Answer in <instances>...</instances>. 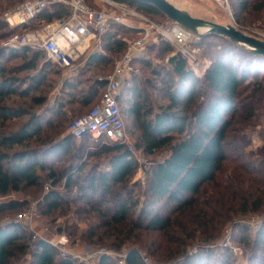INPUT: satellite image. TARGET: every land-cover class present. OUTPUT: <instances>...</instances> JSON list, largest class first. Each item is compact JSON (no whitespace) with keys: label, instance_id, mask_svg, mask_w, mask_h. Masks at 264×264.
Masks as SVG:
<instances>
[{"label":"trees","instance_id":"obj_1","mask_svg":"<svg viewBox=\"0 0 264 264\" xmlns=\"http://www.w3.org/2000/svg\"><path fill=\"white\" fill-rule=\"evenodd\" d=\"M121 1L136 5L142 13L163 14L138 0ZM236 2L239 23L251 20V24L264 26V0ZM67 13L65 6L55 4L34 20L49 22ZM7 25L0 20V27ZM15 28L0 32V40L7 39ZM118 31H137L139 35V30L119 23L109 26L103 36L107 55L100 60L104 71H110L109 66L127 50L128 42ZM210 38L217 42L209 50V62L200 69L180 50L171 54L172 43L168 40L147 46L146 51L161 48L169 53V66L153 67V76L145 80L167 98L158 110L153 112L147 102V85L141 84L137 74L118 96L123 116L124 110H129L140 129L137 146L150 155L161 149L166 152L147 168L142 198L129 184L137 159L125 143L96 141L89 135L77 142L65 127L67 105L87 107L100 90L103 93L106 81L97 79L88 89H78L76 79H64V98L49 104L46 90L54 84L48 82L43 88L47 72L45 68L37 70L38 58L46 53L0 44V195L41 185L40 171H46L52 185L65 180L66 192L52 189L46 193L45 213L80 202L82 206L78 207L95 212L102 221L90 229L91 237L96 236L102 244L112 240L110 246L121 250L142 232L160 233L164 240L151 242L148 250L158 261L173 264L184 258L183 264H230L228 247L219 251L206 244L214 243L223 230L231 228L243 243L257 248L258 252L252 250L249 264H264V219L252 241L250 227L240 221L264 207V144L252 148L249 134L264 121V55L218 34L200 37L198 44L205 45ZM30 51L33 54L28 58ZM18 55L26 59L9 66ZM133 62L139 67L151 64L143 55ZM25 70L31 72L17 76ZM34 90L39 94H31ZM20 97L27 98L28 104L18 105ZM91 142L96 143L95 147ZM69 155L75 156L76 162L60 168L63 157ZM97 156H104L107 163L97 162L94 170L85 168L89 158ZM226 162L231 175L222 182ZM247 180L250 184L245 190L242 186ZM210 185L212 193L206 196ZM21 205L18 200L0 202V214ZM96 227L103 230L95 232ZM195 240L202 246L194 255L190 248ZM28 254L31 264H73L60 257L46 240L33 241L20 223L0 224V264H20ZM100 264L118 263L104 255ZM126 264L148 263L138 248H130Z\"/></svg>","mask_w":264,"mask_h":264},{"label":"rangeland","instance_id":"obj_2","mask_svg":"<svg viewBox=\"0 0 264 264\" xmlns=\"http://www.w3.org/2000/svg\"><path fill=\"white\" fill-rule=\"evenodd\" d=\"M118 3L126 5L128 8L134 10V11H142L141 9H137V6L134 4H131L128 1H121V0H115ZM178 7L188 10L192 15L196 17H200L206 20L214 21L219 24H232L236 26L238 29L243 30L244 32L251 34L253 36H258V33L264 30V26H260L259 24H251V20L247 23H239L236 19V0H222V2L216 1V0H169ZM87 2L94 3V0H90ZM17 2L16 0H0V20L6 21V15L9 13L14 7L16 6ZM2 7V9H1ZM113 12L117 11L119 12V9L116 7H113L110 9ZM142 13V12H140ZM147 18H149L150 21L155 22L159 25H168L169 20L164 14H149V13H142ZM132 15L129 14L128 17H131ZM131 19H137V17H131ZM45 20H34L32 21L28 26L26 27H20L15 28L11 27L8 23L7 26L0 27V32H9V28H15L11 32H25V31H33L38 28H41L48 24V22H44ZM200 32H204L205 29L201 28L199 29ZM120 36L122 38H125L127 42H130L131 40L135 39L137 36L136 32H122L118 31ZM11 33V34H12ZM195 33V32H194ZM10 36V35H9ZM160 36L156 34L154 37L155 42H160ZM199 34L195 33L193 39L190 42V47L195 48L196 51H194V58L191 61V63L197 68L200 69L203 65L207 64L209 62V50H211V47H214V43L217 41H214V39H207L205 41V45H199ZM262 39V38H261ZM172 43V42H171ZM0 44H2V40H0ZM129 44V43H128ZM93 47L97 46L95 44L92 45ZM40 50V49H37ZM180 50V47H178L176 44L172 43V53H176ZM32 52L30 51L28 54V58H31ZM23 55H18L16 57H13L10 60L9 66H13L15 64H20L24 61ZM146 59H148L151 64L150 65H140L141 71L138 75L142 82L141 84L147 85V82L145 81L147 77H152V68L157 66L159 68V65H165L169 66L168 63V56L169 53H167L165 50H162L161 48H155L152 50H148L143 55ZM121 57V56H120ZM117 57L115 61L109 66L110 71L113 69L116 61L120 58ZM45 68L47 74V80H45L41 86L43 88L47 87L48 82H51L54 84V88L47 89L46 92H48L49 104H53L55 100L58 101V99H63V91H61V82L64 76V68L61 66L55 64L51 59L47 57V55L42 54L40 58H38L37 61V70ZM31 71H21L17 73V76L23 77L26 76V74L30 73ZM96 73H99L98 69H92V75L94 76ZM22 82L19 83L18 86L21 87ZM25 84L24 86H26ZM53 86V85H52ZM145 90L147 91V102L150 106L153 108V112L158 110L160 105L166 104L167 98L164 97L161 91H156L152 88V86L147 85L145 87ZM39 90H34L31 94H39ZM68 97H65V99ZM27 98L20 97L18 99V105H27L28 102ZM92 107V106H91ZM90 107V108H91ZM90 108L82 107L78 104H69L67 105L65 111H66V118H64L65 121V127L68 128L70 122L78 117L79 115L85 113ZM124 116H125V125L126 130L129 139L134 144V150L136 152L135 158L137 159V167L135 169L134 174L130 177L129 184H131L134 187V194L136 196H140L142 198V190L146 184L147 181V168L151 165V163L154 160L162 159L166 152L165 150L161 149L156 151L154 154H146L142 148L137 146V138L140 134V129L138 128L137 122L134 121V117L129 112V110H124ZM24 118L17 119V123H19L21 120H24ZM16 123V125H17ZM249 134L251 135L253 142L251 144L252 148H257L258 146H261L264 144V121L262 120L258 125H255L253 130L251 129L249 131ZM81 140L77 139V142H80ZM91 147H95L94 142H91ZM98 146V145H97ZM75 156L72 157L69 155V157H63V162L59 166L60 168L66 166V164L75 163ZM99 162L100 165H104L107 163V159H105L104 156L100 157H90L88 160L89 164L85 168H88L89 170L93 169L95 167L94 164ZM225 171L224 174L221 175V181L226 182V178H228L227 175H231V169L229 166V163H225ZM95 169V168H94ZM93 169V170H94ZM230 169V170H229ZM40 174L42 176L43 182L39 186H32L28 189L21 191V192H14L10 193V198H17L18 201L22 202V205L16 209V210H7L0 214V224L3 223H16L15 220L18 217V215L22 214L23 212H27L31 210L32 208L35 209V215L31 220H24V222H21V226L24 227L25 231L30 233L33 237V241H36L34 238V233L36 232H43V228L46 226L50 230L44 231V236L51 238L52 233L56 230H59L63 234H65L69 240V245L75 252H85L86 250H93V249H108L112 250L117 253L121 254H127L128 250L130 248H138L140 254L146 258L148 261H146L148 264H168L164 261H158L154 255H151V252L149 253V245L153 241H163L164 236L160 233H151V232H142L140 236H137L136 238H131L126 244L123 246L121 250H117L114 247L110 246V242L108 241L107 244H102L97 240L96 236L91 237L90 229L93 227L94 224L101 223L98 216L93 211L84 212L82 206L80 205V202L78 203H72L70 204V208L65 209L63 207V210H55L52 213H45L46 206L43 204V199L46 193H48L50 190L55 189L60 192H66V187L64 186L65 180L62 179L57 185H52L51 180L46 178V171H40ZM84 174V173H83ZM81 174V176L83 175ZM250 181L244 182L242 188L243 189H249ZM208 193H206V196H209L212 193V186L207 187L206 190ZM77 208V209H76ZM264 219V207L259 211L256 212L253 215H250L248 217H244L240 221H243L250 227V231L248 234L250 237V240L252 241L253 236L260 225H255L256 222L258 223L260 220L263 221ZM61 227L62 230L59 228ZM96 230V231H95ZM94 231L95 232H101L103 229H100L99 227H96ZM98 230V231H97ZM195 240V244L190 248L191 254H196L200 251V245L202 244L200 242H197ZM209 245L214 250H223L226 247L230 250V264H249V258L252 254V250H256L257 248H254L252 246V243L245 244L240 239V236L238 233L232 232V229H225L222 231L221 235H219L214 243L206 244ZM258 252V251H257ZM60 255V254H59ZM220 256V255H219ZM60 257H62L60 255ZM31 258V254H28L25 256L20 264H23L24 259ZM58 258V257H57ZM224 258V257H222ZM114 260V259H113ZM115 261V260H114ZM184 258L179 259L177 263L183 264ZM73 264H77L76 262ZM176 264V263H173ZM225 264V263H223Z\"/></svg>","mask_w":264,"mask_h":264},{"label":"built area","instance_id":"obj_3","mask_svg":"<svg viewBox=\"0 0 264 264\" xmlns=\"http://www.w3.org/2000/svg\"><path fill=\"white\" fill-rule=\"evenodd\" d=\"M216 1L222 2V0ZM55 4L65 6L68 13L36 30L12 33L2 41V45L16 49L31 47L43 50L47 57L57 65L68 71H73L77 67L78 60L90 46L101 45L104 33L112 23H119L139 30V36L128 42L127 51L123 58L117 62L113 72L107 76L99 77L100 80H106L99 103L74 118L68 126V132L78 140L89 135L96 141L107 139L116 143H125L135 156V147L128 137L125 119L118 100L124 75L126 73L140 74L141 69L133 64V59L144 55L147 46L155 42L156 34L161 37L160 40L165 39L176 44L180 47V51L192 60L196 49L190 47V42L195 33L173 22L165 26L156 24L144 14L115 0H94V3H89L87 0H18L14 9L7 13L6 22L11 27L28 26L39 14ZM113 7L119 9V12L111 11L110 9ZM129 14L137 19H131L128 17ZM258 36L264 39V30L259 32ZM9 196L11 195H0V202L17 200V198ZM35 213L34 208L23 212L18 215L15 222L31 220ZM261 223L262 220L256 222L255 225ZM49 230L45 226L43 232L34 233L36 241L46 240L58 250L62 257L68 258L74 263L100 264L101 258L108 255L118 264H126V253L121 254L104 248L75 252L70 247L67 236L59 230L53 232L51 238L45 237L44 231ZM144 260L148 261L146 258Z\"/></svg>","mask_w":264,"mask_h":264},{"label":"water","instance_id":"obj_4","mask_svg":"<svg viewBox=\"0 0 264 264\" xmlns=\"http://www.w3.org/2000/svg\"><path fill=\"white\" fill-rule=\"evenodd\" d=\"M160 10L173 23L180 24L187 29L204 37L208 34H218L229 37L235 42L241 43L256 54L264 55V39L258 38L251 34L238 29L232 24H219L214 21L206 20L192 15L188 10L182 9L169 0H138ZM19 27V26H17ZM204 28V32L199 29ZM106 81V80H104ZM70 134V133H69Z\"/></svg>","mask_w":264,"mask_h":264},{"label":"crops","instance_id":"obj_5","mask_svg":"<svg viewBox=\"0 0 264 264\" xmlns=\"http://www.w3.org/2000/svg\"><path fill=\"white\" fill-rule=\"evenodd\" d=\"M55 19H57V18H55ZM55 19H53V20H55ZM53 20H51V21H53ZM51 21H49L48 23H50ZM18 28H20V27H18ZM126 51H125V53H126ZM125 53L116 61L115 65H114V67H113V69L111 71H104L103 70V66L104 65L100 63V60L103 58V56L107 55V51L103 47V42L101 43L100 46L99 45L95 46V47L90 46V48L87 49L86 52L82 55V57L78 60L77 67H76L75 70L68 71V70L64 69L65 73H64L62 82L64 81V79H76L77 82H78V84H77V88L78 89H88L90 87V84H92L94 81L99 79V77H101V76L104 77V76H107V75L111 74L113 72L117 62L120 61L123 58ZM133 64L138 66L137 62H133ZM92 69L93 70L94 69H98L99 73H96L93 76L91 74L92 73ZM133 74L134 73H126L124 75V81H123V83L121 85L120 94H121L122 90L124 91L126 86L131 81V78H132ZM137 75H139V74H137ZM62 82L60 83L61 85H62ZM61 88H62V86H61ZM101 96H102V92L100 90L99 94L93 99V101L87 107L90 108L91 106L93 107L95 104L99 103V101L101 100ZM76 104H78V103H76ZM23 264H31V258H28V260L25 258L23 260Z\"/></svg>","mask_w":264,"mask_h":264}]
</instances>
